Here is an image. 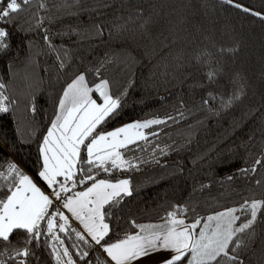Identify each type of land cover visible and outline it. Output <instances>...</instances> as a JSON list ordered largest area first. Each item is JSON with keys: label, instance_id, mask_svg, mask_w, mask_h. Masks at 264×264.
I'll list each match as a JSON object with an SVG mask.
<instances>
[{"label": "trees", "instance_id": "obj_1", "mask_svg": "<svg viewBox=\"0 0 264 264\" xmlns=\"http://www.w3.org/2000/svg\"><path fill=\"white\" fill-rule=\"evenodd\" d=\"M234 3L242 7L224 0H33L24 6L6 25L9 48L0 53L3 91L15 101L9 112L0 113V170L15 163L49 191L38 176L43 135L63 89L83 74L90 87L107 79L111 95L121 97L117 113L97 132L133 122L172 121L149 131L151 146L130 156L137 167L104 172L93 166L96 180L129 179L132 188H139L123 196L118 207L105 205L112 213L106 219L110 243L134 234L132 221H164L173 206L183 207L179 218L191 224L239 209L245 201L264 200V164L255 172H241L264 159V0ZM221 48L230 51L221 53ZM202 53L207 56L197 60ZM209 71L216 72L214 81L207 78ZM229 99L232 103L225 106ZM172 136L192 138L186 144L179 138L162 144ZM171 169L177 172L169 176ZM90 183L78 184L67 195ZM56 207L62 211L60 203ZM260 215L264 211L258 220ZM69 224L68 235L57 230L63 246L47 236L28 245L35 252L31 264H56L53 244L62 261L67 247L76 264H104L99 246L78 240L73 228L80 230ZM240 236L243 264H264V223L258 222L250 237ZM85 250L89 256L81 260L78 253Z\"/></svg>", "mask_w": 264, "mask_h": 264}, {"label": "snow or ice", "instance_id": "obj_2", "mask_svg": "<svg viewBox=\"0 0 264 264\" xmlns=\"http://www.w3.org/2000/svg\"><path fill=\"white\" fill-rule=\"evenodd\" d=\"M32 2L0 0V53L9 48L7 41L10 34L6 25L13 22L17 14L26 10L24 6ZM224 2L236 8L242 7L234 0ZM44 7L41 3L40 8ZM243 10L250 11L247 8ZM39 26L40 21H37ZM44 39L47 42L49 37L45 35ZM225 51L230 50L220 49L221 53ZM206 56V53H202L197 60ZM206 76L214 81L216 72L209 71ZM5 88V83L0 81V113L9 112V105L15 103L3 91ZM93 93L98 94V98H93ZM238 98V95L233 97ZM209 102L208 99L204 101L205 104ZM231 103L229 99L225 106ZM120 107L121 99L110 94L107 79H101L90 87L85 75H77L63 89L55 117L43 135L39 149L43 163L38 176L49 191L44 192L15 163H9L6 170H0V264H9V261L11 264H31L35 252L28 245L41 242L44 236L63 246L64 241L57 230L68 235L67 229L71 225L69 217L56 207L57 203L71 213L83 226L87 237L106 254L104 264H142L146 259L154 260L155 264H243L239 253L244 242L240 234L250 237L255 232V225L264 223V215H260L258 220V214L264 211V200L245 201L239 209L231 208L209 215L202 228L199 218L188 224L179 218L185 209L173 206L162 217L165 221L163 224L139 225L132 221L134 234L126 233L124 238L111 243L106 239L110 233V224L106 219L112 213L105 210V205L114 209L119 206L123 196H130L132 192L129 180L122 179L116 183L96 180L91 174L92 168L95 166L109 172L110 169H125L126 165L137 167L125 159L120 149H129V145L147 139L140 129L164 123L161 120L133 122L107 133L103 129L97 132L98 126L114 116ZM30 110L35 112V106L32 105ZM82 149L85 153L83 156ZM84 164L88 165L86 169ZM262 164L264 159H257L251 169H242L241 172H255L256 166ZM78 172L82 175H78ZM68 182H71V187ZM88 182L91 183L85 190L67 195L78 184L87 185ZM237 212L242 213L243 218ZM73 231L78 240L86 245L89 243L80 231L75 228ZM14 235L18 237L15 242ZM51 247L56 255V264H76L67 247L62 252V256L67 257L66 261H62L55 244ZM78 255L84 260L89 252L85 250ZM85 264H88L87 260Z\"/></svg>", "mask_w": 264, "mask_h": 264}, {"label": "rangeland", "instance_id": "obj_3", "mask_svg": "<svg viewBox=\"0 0 264 264\" xmlns=\"http://www.w3.org/2000/svg\"><path fill=\"white\" fill-rule=\"evenodd\" d=\"M85 78H86V76H85ZM86 82H87V79H86ZM94 87V86H93ZM109 92H110V94H111V90L109 89ZM120 99H121V97H120ZM98 102H101V101H98ZM156 120H161V121H164V123H161V124H156L154 127H149V128H147V129H140L139 131H141V132H143V133H145L146 135H147V133H149V131L151 132V133H153L154 131H157V130H160L159 128H166V127H168V126H171L172 125V121L170 120V122H169V120H168V118H166V119H156ZM146 122V121H145ZM143 123V122H142ZM157 128V129H156ZM113 130H116V129H113ZM177 138H179V139H181L185 144L192 138V137H166V138H164V139H162L163 140V145H172V140L173 139H177ZM151 146V143H149V144H144L143 146H141L140 148L141 149H147L148 147H150ZM136 152L138 153L139 152V149H136ZM169 152H171V150H169ZM175 170V169H174ZM173 169H171L170 170V172H168V175L169 176H172V175H174V174H176V172L174 171ZM173 172H175V173H173ZM130 189H131V192L133 193V192H135L136 190H138L139 188H137V189H134V188H132L131 186H130ZM229 209H231V208H229ZM227 210V209H226ZM226 210H224V211H226ZM64 212V211H63ZM222 212V211H221ZM217 213H219V212H217ZM217 213H214V214H210V215H216ZM209 216V215H208ZM207 216V217H208ZM207 217H206V219H207ZM206 219L204 220V221H201V223H200V228H202L203 227V225H204V223L206 222ZM163 223H165V222H151V223H147V224H145V225H157V224H163ZM214 224H215V222H213V226H214ZM198 231H199V228H198ZM147 261H149V262H151L152 260H149V259H146ZM145 261V260H144Z\"/></svg>", "mask_w": 264, "mask_h": 264}, {"label": "crops", "instance_id": "obj_4", "mask_svg": "<svg viewBox=\"0 0 264 264\" xmlns=\"http://www.w3.org/2000/svg\"><path fill=\"white\" fill-rule=\"evenodd\" d=\"M128 125V124H127ZM123 126H126V125H123ZM123 126H120V127H123ZM152 126V125H151ZM150 126V127H151ZM120 127H118V128H120ZM117 129V128H116ZM111 131H114V130H111ZM109 132V131H108ZM105 133H107V132H105ZM147 135H148V133H147ZM146 135V136H147ZM151 140L152 139H148V137H147V139H145V140H139V141H137L135 144H136V146H132V145H135V144H132V145H129V149H120V151L121 152H123L124 153V157H125V159H127V160H129L130 159V156H136L137 154H140V152L143 150H141L140 149V147L141 146H143L144 144H149L150 142H151ZM41 145H42V143H41ZM136 149H139V152L137 153L136 152ZM41 159H42V156H41ZM42 163H43V161H42ZM128 166L126 165L125 166V168H127ZM122 180V179H121ZM127 180H129V179H127ZM42 181V180H41ZM119 181V180H118ZM118 181H116V182H118ZM35 182V181H34ZM43 182V181H42ZM110 182V181H109ZM116 182H112V183H116ZM130 182V181H129ZM36 183V182H35ZM44 183V182H43ZM37 184V183H36ZM45 184V183H44ZM38 185V184H37ZM46 185V184H45ZM39 187H40V185H38ZM130 186H131V184H130ZM132 187V186H131ZM41 188V187H40ZM42 189V188H41ZM43 190V189H42ZM44 191V190H43ZM45 192V191H44ZM47 193V192H46ZM61 210H62V212L64 211V214L66 215V216H68L69 217V221L70 222H72V223H74L75 224V226L80 230V232L83 234V235H85V237L91 242V243H93L94 244V242H92L91 241V239L89 238V237H87V234L84 232V230H83V226L82 225H80L79 224V222L78 221H76L72 216H71V213H69V212H67V210L66 209H64L63 207H61ZM161 222H165V221H161ZM105 256H106V254H105ZM142 264H155V261L154 260H152L151 262H149V261H147V260H145V261H143L142 262Z\"/></svg>", "mask_w": 264, "mask_h": 264}]
</instances>
